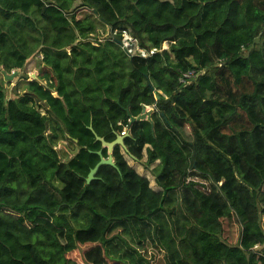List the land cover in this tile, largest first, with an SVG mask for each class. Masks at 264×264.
Segmentation results:
<instances>
[{
  "label": "trees",
  "instance_id": "obj_1",
  "mask_svg": "<svg viewBox=\"0 0 264 264\" xmlns=\"http://www.w3.org/2000/svg\"><path fill=\"white\" fill-rule=\"evenodd\" d=\"M122 30L158 52L128 58ZM125 130L87 184L96 136ZM148 245L264 264V0H0V264H152Z\"/></svg>",
  "mask_w": 264,
  "mask_h": 264
},
{
  "label": "rangeland",
  "instance_id": "obj_2",
  "mask_svg": "<svg viewBox=\"0 0 264 264\" xmlns=\"http://www.w3.org/2000/svg\"><path fill=\"white\" fill-rule=\"evenodd\" d=\"M109 32L108 29L106 30H101L98 31V33L96 34V37L99 39L102 38H107L109 37ZM38 64L36 60H30L28 65L26 66V73L27 75H31L30 77H32V75L38 76L39 75V69L37 68ZM17 76V75H16ZM16 76L13 79H9V81H11L13 83V85L10 86L9 89V94H11V90L13 89V87L15 86V84L18 82V79L16 78ZM147 110H150L149 108ZM58 150L60 152H62V157L67 159L68 157L71 156V154H66L67 152V145L66 144H60ZM128 162L131 166H133L134 168H136L137 171L140 172L141 175L146 176L148 179H150L151 182V186L154 190L158 191L159 189L155 186L154 183V179L151 175V173L149 171H146L142 168V166L138 163H135L133 161H131L128 158ZM226 224V223H225ZM230 236H231V241L233 240L234 242L237 241V238L240 235V227L238 224H233L230 228ZM146 254V255H145ZM144 255L147 257L148 260L151 261L152 264H164V259H163V255L159 252H157L151 245H148L146 247V250L144 252Z\"/></svg>",
  "mask_w": 264,
  "mask_h": 264
},
{
  "label": "water",
  "instance_id": "obj_3",
  "mask_svg": "<svg viewBox=\"0 0 264 264\" xmlns=\"http://www.w3.org/2000/svg\"><path fill=\"white\" fill-rule=\"evenodd\" d=\"M17 75L16 72H14L10 77H7L6 79H13ZM36 76L32 75L31 79H35ZM153 110L147 111L146 109L143 110V114L139 116L138 118H133L129 115L130 117V126L136 122L140 121H148L152 123L151 120V115H152ZM90 130L93 132L92 128ZM128 137V135H116V140L113 143H107L103 138H99L96 136L97 142L101 143L102 148L107 150L108 153V158L105 159L103 157L102 151L96 152L95 154L100 158L99 163L95 166L93 170L88 175L87 178V184H90L96 177L99 169L103 166H110V167H115L114 160H113V152L116 147H121L124 152H126V149L124 147V140L125 138Z\"/></svg>",
  "mask_w": 264,
  "mask_h": 264
},
{
  "label": "built area",
  "instance_id": "obj_4",
  "mask_svg": "<svg viewBox=\"0 0 264 264\" xmlns=\"http://www.w3.org/2000/svg\"><path fill=\"white\" fill-rule=\"evenodd\" d=\"M118 37L120 39L119 45L123 53L130 59H149L154 56L158 51L157 50H147L141 48L138 41L132 35L130 30H122L111 33V38ZM31 76V75H30ZM197 77V73L194 71H190L188 73H184L181 76L180 82L183 84H187L191 82L193 79ZM126 130L121 135H126Z\"/></svg>",
  "mask_w": 264,
  "mask_h": 264
},
{
  "label": "crops",
  "instance_id": "obj_5",
  "mask_svg": "<svg viewBox=\"0 0 264 264\" xmlns=\"http://www.w3.org/2000/svg\"><path fill=\"white\" fill-rule=\"evenodd\" d=\"M146 110L148 109V108H145ZM150 110H152L151 108H149ZM147 111H149V110H147Z\"/></svg>",
  "mask_w": 264,
  "mask_h": 264
}]
</instances>
